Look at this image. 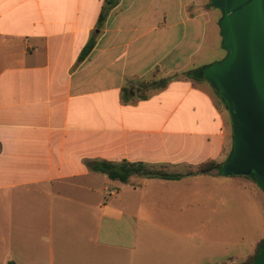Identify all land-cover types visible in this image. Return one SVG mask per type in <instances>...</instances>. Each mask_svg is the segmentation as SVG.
<instances>
[{
  "label": "crops",
  "instance_id": "1",
  "mask_svg": "<svg viewBox=\"0 0 264 264\" xmlns=\"http://www.w3.org/2000/svg\"><path fill=\"white\" fill-rule=\"evenodd\" d=\"M105 2L0 0V264H203L202 250L206 264H243L264 239V194L249 178L121 183L92 170L226 161L223 103L204 78L181 76L225 58L221 11L210 0H118L99 23ZM160 78L172 79L137 97L140 81ZM216 196L241 234L201 218L193 238V205L203 212Z\"/></svg>",
  "mask_w": 264,
  "mask_h": 264
},
{
  "label": "water",
  "instance_id": "2",
  "mask_svg": "<svg viewBox=\"0 0 264 264\" xmlns=\"http://www.w3.org/2000/svg\"><path fill=\"white\" fill-rule=\"evenodd\" d=\"M221 11L225 58L196 73L216 91L231 124L232 145L219 169L244 176L264 194V0H210ZM252 264H264V246Z\"/></svg>",
  "mask_w": 264,
  "mask_h": 264
},
{
  "label": "trees",
  "instance_id": "3",
  "mask_svg": "<svg viewBox=\"0 0 264 264\" xmlns=\"http://www.w3.org/2000/svg\"><path fill=\"white\" fill-rule=\"evenodd\" d=\"M118 0H106L105 5L99 15V23H102L106 18L109 10L117 3ZM209 5L212 6L211 2ZM94 45L92 39L85 45L82 49L79 59H84L89 52L91 51ZM181 76H186L195 80H201L203 78H197L193 73H184ZM180 77V75H175ZM173 77V78H174ZM172 78H160V79H150L140 81L137 85V91L139 92L138 98L144 99L147 97V93L151 89H162L170 82ZM228 159V157H227ZM226 159V161H227ZM225 161V162H226ZM224 162V163H225ZM224 163H216L214 161H206L194 169L187 170L185 172L169 171L164 166H151L143 162H109V161H100L96 162L92 166V170L105 174L110 180L119 181L121 183H127L132 176H140L145 178H158L165 180H178L183 177L196 176V175H211L213 173L219 174V169ZM220 175V174H219ZM264 246V239L261 240L257 246L253 256L246 260L243 264H252L255 257L261 251ZM6 264H15L12 261L7 262Z\"/></svg>",
  "mask_w": 264,
  "mask_h": 264
},
{
  "label": "rangeland",
  "instance_id": "4",
  "mask_svg": "<svg viewBox=\"0 0 264 264\" xmlns=\"http://www.w3.org/2000/svg\"><path fill=\"white\" fill-rule=\"evenodd\" d=\"M196 168V167H194ZM217 180L222 181V182H228L232 179L229 177H223V176H217ZM204 186V185H203ZM215 196V195H213ZM219 197H213L211 201H208L206 203L207 209L203 210V212L200 211V208H197L195 205H193V210H192V235L193 238H196L200 236L201 234V227H200V219H203V224H205L208 228V230H215L217 227L223 228L224 230V235L225 237H231V238H236L241 234V230L239 228L240 221L237 219H233L231 217V211L226 209L225 206L227 205H219ZM204 203V202H203ZM222 211V212H221ZM204 229V228H203ZM212 234H209V236H212ZM203 255V264L206 260H211L210 254L208 255V252H203L201 251ZM208 255V256H205ZM222 264V263H218ZM229 264V263H225Z\"/></svg>",
  "mask_w": 264,
  "mask_h": 264
}]
</instances>
